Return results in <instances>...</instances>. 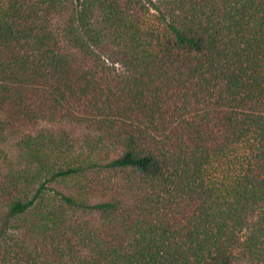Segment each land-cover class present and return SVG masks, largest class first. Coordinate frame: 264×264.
<instances>
[{
  "label": "trees",
  "instance_id": "16d2710c",
  "mask_svg": "<svg viewBox=\"0 0 264 264\" xmlns=\"http://www.w3.org/2000/svg\"><path fill=\"white\" fill-rule=\"evenodd\" d=\"M0 264H264V0H0Z\"/></svg>",
  "mask_w": 264,
  "mask_h": 264
},
{
  "label": "rangeland",
  "instance_id": "374dc122",
  "mask_svg": "<svg viewBox=\"0 0 264 264\" xmlns=\"http://www.w3.org/2000/svg\"><path fill=\"white\" fill-rule=\"evenodd\" d=\"M155 1H157V0H155Z\"/></svg>",
  "mask_w": 264,
  "mask_h": 264
}]
</instances>
